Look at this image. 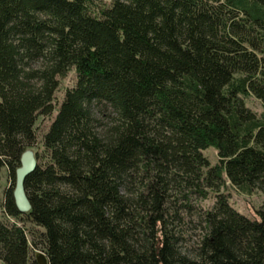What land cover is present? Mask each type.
Segmentation results:
<instances>
[{
    "label": "trees",
    "instance_id": "16d2710c",
    "mask_svg": "<svg viewBox=\"0 0 264 264\" xmlns=\"http://www.w3.org/2000/svg\"><path fill=\"white\" fill-rule=\"evenodd\" d=\"M96 1L0 0V264H39L38 244L50 264H264V205L248 217L223 191L264 192V113L244 101L264 107V0Z\"/></svg>",
    "mask_w": 264,
    "mask_h": 264
},
{
    "label": "rangeland",
    "instance_id": "374dc122",
    "mask_svg": "<svg viewBox=\"0 0 264 264\" xmlns=\"http://www.w3.org/2000/svg\"><path fill=\"white\" fill-rule=\"evenodd\" d=\"M97 3L100 5H109L111 3V0H97ZM76 71L74 68H72L68 75L64 78L60 79V85L58 90L56 91V99H55V105L56 110L51 115H42L39 117L36 123V129L38 134V142L41 143L43 140V137L45 133L50 128V125L52 124L54 118L57 115L58 108L60 104L63 101V98L65 96L66 90L68 88H71L76 83ZM244 101L246 106L251 108L253 111L258 113V115H262L264 113V107L262 105V102L257 99L254 96H248L244 97ZM204 154L210 159L212 164H216L218 162V151L214 147H209L206 150H204ZM11 186V178L8 173V168H3L2 171V177L0 180V218L1 219H7V215L4 212V198H5V191L7 188ZM226 193H228L230 197L231 204L241 213L247 215L248 217L255 218L256 217V211L261 208L264 205V192L262 190L256 189L252 193H242L238 189L230 186V184L223 189ZM215 202V195L211 193L209 199L202 201L198 204L199 208L207 209L214 205ZM189 220L192 222L189 226V239L191 242H187V246H184V251L187 252V250L191 247L192 243H195L196 237H198L199 234V226H198V217L195 214H191L190 217H188ZM27 228L29 230V238L31 241L34 240V235L32 231H43L42 228L35 226L32 223H27ZM36 251H43L44 247L42 244H38ZM187 249V250H186Z\"/></svg>",
    "mask_w": 264,
    "mask_h": 264
},
{
    "label": "water",
    "instance_id": "95a60500",
    "mask_svg": "<svg viewBox=\"0 0 264 264\" xmlns=\"http://www.w3.org/2000/svg\"><path fill=\"white\" fill-rule=\"evenodd\" d=\"M38 167V158L33 149L26 150L21 157V166L16 170V185L14 189V198L18 209L27 213L31 211L32 204L26 190V179ZM36 260L39 264H50L49 258L43 251H37Z\"/></svg>",
    "mask_w": 264,
    "mask_h": 264
}]
</instances>
